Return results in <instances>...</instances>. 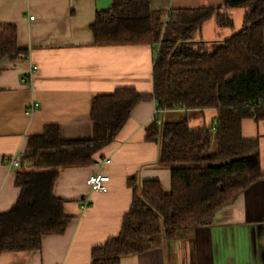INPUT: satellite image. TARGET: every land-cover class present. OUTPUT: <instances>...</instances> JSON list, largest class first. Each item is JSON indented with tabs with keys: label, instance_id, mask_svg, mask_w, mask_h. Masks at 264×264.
Returning <instances> with one entry per match:
<instances>
[{
	"label": "trees",
	"instance_id": "1",
	"mask_svg": "<svg viewBox=\"0 0 264 264\" xmlns=\"http://www.w3.org/2000/svg\"><path fill=\"white\" fill-rule=\"evenodd\" d=\"M239 8L245 10L242 28L224 39L202 36L204 24L215 15L219 27L233 28L230 11ZM92 30L97 45L155 48L158 110L147 132L159 144L157 165L172 174L170 192L158 180L129 179L131 210L120 233L93 248L91 262L122 264L124 257L146 252L161 238L174 240L211 225L221 208L264 176L259 141L242 132L244 119L264 120V0H223L220 9L175 11L154 9L151 0H114L109 9L98 11ZM25 57L17 27L0 24V62ZM148 98L130 87L95 97L89 139H64L54 124L30 138L17 171L21 195L0 215V253L38 251L45 236L66 232L72 217L54 193L62 170L94 164ZM207 110L215 113L213 123L193 127L189 112ZM167 111L186 116L164 120Z\"/></svg>",
	"mask_w": 264,
	"mask_h": 264
},
{
	"label": "crops",
	"instance_id": "2",
	"mask_svg": "<svg viewBox=\"0 0 264 264\" xmlns=\"http://www.w3.org/2000/svg\"><path fill=\"white\" fill-rule=\"evenodd\" d=\"M151 1L154 9L166 11L223 5V0ZM113 2L0 0V24L17 27L19 47L26 53L23 59L0 62V215L10 211L21 195L16 183L19 166L12 160L21 159L32 136L54 124L64 139H89L94 133L95 97L121 87L149 97L133 110L116 140L95 156L94 164L62 170L54 193L65 201V212L72 217L66 232L45 236L38 251L2 252L0 264H91L93 248L118 235L131 210V177L158 180L171 191V170L157 165L159 144L149 140L147 132L158 110L153 97L155 48L95 42L92 26L97 13ZM235 10L230 11L232 17ZM213 18L202 33L208 24L221 28ZM35 102L39 107L32 111ZM176 112L180 111L164 114ZM200 114L204 124L213 123L214 111ZM194 118L202 126L201 115L195 113ZM242 132L244 138L259 141L264 173V120L244 119ZM96 172L110 175L108 192L91 189L88 178ZM87 198L91 204L83 207ZM122 264H264V176L221 208L211 225L174 240L161 238L146 252L124 257Z\"/></svg>",
	"mask_w": 264,
	"mask_h": 264
},
{
	"label": "rangeland",
	"instance_id": "3",
	"mask_svg": "<svg viewBox=\"0 0 264 264\" xmlns=\"http://www.w3.org/2000/svg\"><path fill=\"white\" fill-rule=\"evenodd\" d=\"M244 15H245V10L244 9H236L235 12L233 13V18L235 21V26L233 28H217V26L215 25H209L206 27V29H204V32L202 33V35L209 37L210 39H215L217 38L219 35L220 37L226 38L228 36V34H231V32H236L238 31L240 28H242L244 26ZM215 17H217L215 15ZM213 18L214 20L216 18ZM214 20L212 21V23H214ZM201 37V31L198 34ZM198 113V112H197ZM211 113V112H209ZM208 113V120H210L211 118V114ZM195 112H189V116L191 117L192 121H191V125L193 127H198L199 125H197V122L199 120H196L194 118ZM201 115V119L200 121H202V125L204 124V118ZM186 116L185 112H176L175 114H173L172 116H168L165 114H162L161 117L165 120H179L182 119ZM172 118V119H171ZM212 121H209L208 125H211ZM216 148V144H214V149Z\"/></svg>",
	"mask_w": 264,
	"mask_h": 264
},
{
	"label": "built area",
	"instance_id": "4",
	"mask_svg": "<svg viewBox=\"0 0 264 264\" xmlns=\"http://www.w3.org/2000/svg\"><path fill=\"white\" fill-rule=\"evenodd\" d=\"M33 18V17H32ZM37 68V67H35ZM25 80H28L27 78ZM39 107V103H32L30 105V109L36 110ZM158 122H161L158 120ZM110 159H107L106 162L110 163ZM12 163L14 166H20V160L19 159H13ZM111 181L110 175L104 173V172H96L93 173L89 178H88V184L90 185L91 189L93 191H99V192H108L109 191V182ZM91 204V199L87 198L84 200L83 207H87Z\"/></svg>",
	"mask_w": 264,
	"mask_h": 264
}]
</instances>
